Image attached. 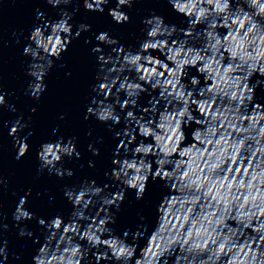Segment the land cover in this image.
Listing matches in <instances>:
<instances>
[{
  "label": "clouds",
  "instance_id": "9594fccd",
  "mask_svg": "<svg viewBox=\"0 0 264 264\" xmlns=\"http://www.w3.org/2000/svg\"><path fill=\"white\" fill-rule=\"evenodd\" d=\"M44 2L59 8L73 0ZM82 2L85 11L103 13L110 0ZM137 2L116 0L108 15L116 24L129 23L123 9ZM167 2L187 19V28L168 25L160 15L145 18V38L135 51L108 32L95 37L99 43L92 51L99 53L100 67L92 87L96 95L85 120L111 121L109 131L124 124L114 132L119 140L112 159L115 167L105 173L123 187L106 193L108 185L97 186L93 180L65 188L64 196L73 205L67 222L60 215L45 220L28 211L25 205L31 190L20 197L13 219L19 223L35 218L46 232L33 264H84L85 260L88 264H264V104L255 102L256 89L264 84L260 79L264 78V0ZM36 15L42 22L32 29L23 55L32 58L27 75L33 80L28 91L38 100L46 90L44 78L54 59L59 60L72 39L90 31L91 26L79 24L73 36V13L61 9L56 21H44L39 8ZM100 45L109 46L111 52L105 53ZM190 69H196L198 75H192ZM254 76L260 78L252 83ZM143 94L150 97L147 106L139 102ZM6 103L0 84V107ZM10 110L16 111L14 106ZM9 124L8 134L19 161L29 150L27 138H18L27 124L22 117L14 123L4 122L5 127ZM193 124L191 142L186 143L185 129ZM75 139L65 143L61 137L43 143L38 171L72 177L74 172L64 169L62 163L65 157L81 158ZM88 149L99 155L92 144ZM89 167L95 164L90 161ZM149 178L163 181L169 189L157 206L155 227L149 233L147 223H142L139 228L143 231L115 234L109 224H115L116 218L109 209L120 210L127 190H134L135 199L142 200ZM97 199L99 209L90 216ZM140 219L146 221L143 216ZM7 229V224L0 223V264L9 259L8 242L2 238ZM19 236L31 238L33 233L21 228ZM141 239L146 241L143 247ZM12 258L19 257L12 253Z\"/></svg>",
  "mask_w": 264,
  "mask_h": 264
}]
</instances>
